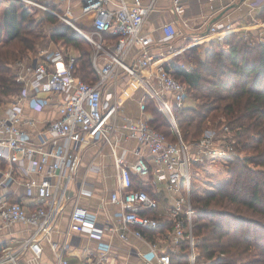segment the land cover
Listing matches in <instances>:
<instances>
[{"label": "built area", "instance_id": "1", "mask_svg": "<svg viewBox=\"0 0 264 264\" xmlns=\"http://www.w3.org/2000/svg\"><path fill=\"white\" fill-rule=\"evenodd\" d=\"M81 2L83 14H94L91 32L74 25L69 10L65 14L49 8L46 11L73 27L92 46L97 82L88 84L76 75L73 55L65 57L60 50H45L53 52H44L30 66L24 62L15 65L21 93L17 102L0 109V230L16 225L30 230V236L17 247L0 252V264H19V256L25 251H31L34 260L39 259L44 242L57 253V264H72L64 255L69 242L61 246L53 240V234L66 207L83 145L100 141L110 145L116 167L117 188L109 197L116 210L110 220L101 222L96 214L75 205L67 236L83 235L96 242L102 262L112 252L107 235L128 246L133 241L147 244L146 253L129 252L142 264H172L169 250L175 253L186 242L189 264H200L191 193L194 173L215 160L240 157L236 142L228 127L208 129L191 141L183 138L175 108L187 105L189 91L165 67L171 57L183 51L172 49L179 33L171 24L163 27L165 35L158 41L143 32L146 19L155 8L154 1ZM183 11L175 0L173 12L180 15ZM223 28L215 25L210 30L216 33ZM165 46L170 50L164 51ZM162 60L165 61L158 65ZM120 82H125L127 92L130 88L143 91V114L148 104L154 103L171 125L173 140L151 127L147 118H125L122 124L118 123L121 97L125 94H118ZM54 99H59L58 117L46 122L41 130L31 132L28 127H35L36 121L25 116L22 103L40 112ZM121 134L137 144L132 152L134 161L127 158L126 151L118 152ZM133 175L139 185L146 182L163 198L151 196L141 187L135 190ZM146 212L155 213L157 218ZM166 221L172 222V228L164 235L160 230ZM148 234H153L154 240Z\"/></svg>", "mask_w": 264, "mask_h": 264}, {"label": "trees", "instance_id": "2", "mask_svg": "<svg viewBox=\"0 0 264 264\" xmlns=\"http://www.w3.org/2000/svg\"><path fill=\"white\" fill-rule=\"evenodd\" d=\"M53 9L61 12L57 6ZM46 40L63 45L61 51H76V75L88 84L97 82L92 46L73 27L48 11L37 19L22 0H8L0 4V107L21 93L15 65ZM248 40L227 35L211 41L203 54L191 49L190 68L177 61L165 64L189 91L187 105L175 108L184 139L228 127L236 151L247 153L229 160L228 177L218 191L202 197L192 186L200 264H264V44ZM153 104L147 108L150 126L173 140L169 122ZM133 179L138 190L137 176ZM145 214L157 218L155 213ZM164 225L160 231L165 235L172 222ZM148 237L154 240L153 234ZM179 248L175 253L169 250L172 264H189V244Z\"/></svg>", "mask_w": 264, "mask_h": 264}, {"label": "crops", "instance_id": "3", "mask_svg": "<svg viewBox=\"0 0 264 264\" xmlns=\"http://www.w3.org/2000/svg\"><path fill=\"white\" fill-rule=\"evenodd\" d=\"M41 1L55 4L62 14L69 10L71 13L69 19L79 29L85 32L93 30L91 17H94V14L82 13L81 0ZM153 1L155 8L146 19L143 32L158 41L165 35L163 27L173 25L179 33L172 45L174 51L189 49L202 51L201 48L206 44L215 40L222 41L227 35H238L245 40L249 39L248 41L258 43L264 39V0H178L184 9L180 15L173 12L175 0H144L146 4ZM215 25H223L224 28L213 33L210 28ZM106 38L111 40L109 36ZM163 49L168 51L170 47L165 46ZM49 50L60 49L51 43ZM164 61H159L158 65H162ZM125 88V82H120L117 86L119 95L125 93L121 97L122 111L118 117V123L122 124L125 118L131 120L147 118L150 121L152 114L148 111L143 114L140 109L143 91L130 88L127 92ZM58 102L59 99H54L47 109L40 112L30 109L28 104L23 102L22 109L25 116L36 121V126L28 127V129L31 132L39 131L46 122L57 118ZM136 148L137 144L134 140L121 134L119 153L126 151L127 158L134 161L132 152ZM80 158L77 173L69 187L66 207L57 219L53 240L61 246L69 242V249L64 255L72 264H142L138 257L129 256L131 250L140 253H146L149 250V246L141 241H133L132 245L128 246L116 237L107 235L106 240L111 242L112 252L109 254V259L102 262L96 242L83 235L67 236L71 212L75 205L96 214L101 222L110 220L116 210L109 201L110 193L117 188L116 167L110 145L103 141L87 143L80 151ZM140 187L151 191L160 200L163 198V195H157L155 190L144 181L140 183ZM21 192L24 193L23 190ZM29 236L30 230L25 226L16 225L0 230V246L7 241V248H15ZM43 246L41 258L34 260V254L31 251H25L19 256V264H57V253L47 242H44Z\"/></svg>", "mask_w": 264, "mask_h": 264}, {"label": "rangeland", "instance_id": "4", "mask_svg": "<svg viewBox=\"0 0 264 264\" xmlns=\"http://www.w3.org/2000/svg\"><path fill=\"white\" fill-rule=\"evenodd\" d=\"M22 1L24 4H26L27 6L34 9V11L36 12V18L37 19L44 17L47 8L54 10L53 8L56 7L55 4H53V3L43 2L41 0H22ZM7 3H8V0H0V4L2 5V7L5 6ZM91 20L93 22L94 17H91ZM50 44L51 43L46 40L43 45H40V47H38L37 51H35L34 53H31L27 57L28 59H26V60L24 59V61H25L24 63H27L26 65L30 66L32 61L42 58V54L44 52H53V51H45V50H49ZM62 46L63 45H61V44H57V49H62L61 48ZM208 46H209V44H206L203 48H201L202 51H198V53L203 54L204 50L206 48H208ZM190 50L191 49H189L188 51H183V53H181L177 56L171 57L169 59V62L177 61L181 65H185L186 67L190 68L191 64H189L190 59L188 56L189 53L191 52ZM62 52L63 53L66 52L67 54H65V53L64 54L67 56L77 53L76 51H62ZM17 100H18V98H17V96H15L8 103H13V102L15 103V102H17ZM8 103L5 104L4 106H7ZM149 105H150V103H149ZM2 107L3 106H1L0 108H2ZM154 107H156V106H154ZM170 127H171V125H170ZM209 129H213V128H209ZM191 140L192 139H190L189 141H191ZM238 154L242 158V157H245V155L247 153L243 152V153H238ZM229 160H232V158ZM229 160L218 159V160L211 162V164H206L205 166L201 167V169H198L197 171H195V173H194L195 180H194L193 187L199 196L205 197L208 194L215 192V191H218L220 189L224 180H226V178L228 177L227 171L230 168V165H229L230 161ZM6 243H7V241L0 246V249H1L0 251H2L4 248L5 249L7 248Z\"/></svg>", "mask_w": 264, "mask_h": 264}]
</instances>
